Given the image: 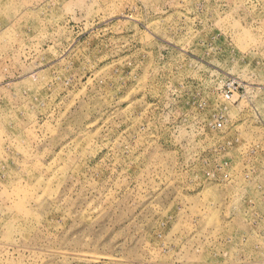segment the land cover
<instances>
[{"label":"rangeland","instance_id":"374dc122","mask_svg":"<svg viewBox=\"0 0 264 264\" xmlns=\"http://www.w3.org/2000/svg\"><path fill=\"white\" fill-rule=\"evenodd\" d=\"M0 264H264V0H0Z\"/></svg>","mask_w":264,"mask_h":264}]
</instances>
